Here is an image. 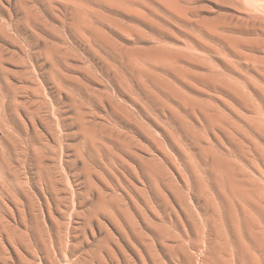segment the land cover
I'll list each match as a JSON object with an SVG mask.
<instances>
[{"label":"rangeland","instance_id":"obj_1","mask_svg":"<svg viewBox=\"0 0 264 264\" xmlns=\"http://www.w3.org/2000/svg\"><path fill=\"white\" fill-rule=\"evenodd\" d=\"M0 86L16 92L0 105L25 106L0 174L28 178L34 202L2 220L0 264H153L123 215H168L192 245L187 215L264 205V0H0ZM149 243L160 264L184 263L161 246L181 242Z\"/></svg>","mask_w":264,"mask_h":264},{"label":"bare ground","instance_id":"obj_2","mask_svg":"<svg viewBox=\"0 0 264 264\" xmlns=\"http://www.w3.org/2000/svg\"><path fill=\"white\" fill-rule=\"evenodd\" d=\"M123 1L125 2V0H123ZM82 6H80V7H82ZM170 6H171V4H170ZM82 8H81V10H82ZM79 10H80V8H79ZM81 12H84V11L82 10ZM76 13L78 14V10ZM78 16H80V14H78ZM78 16H77V18H78ZM82 18H84V17H82ZM84 21H85V19H84ZM80 22H83V20L81 21V19H80ZM89 28H91V27H89ZM159 53H161V52H159ZM176 71H178V70H176ZM4 87H6V88H4V89L0 88V98H1L0 100H2V97H6V96L8 97L9 94L13 96V93L15 92V91L14 92L9 91V89L13 90L12 87H11L12 89L9 86L8 87L4 86ZM3 92H5V94ZM6 94H8V95H6ZM15 94H16V92H15ZM15 94H14V98H12L13 100L15 99ZM1 95H3V96L1 97ZM10 95H9V98H10ZM3 100H5V99H3ZM6 101H10V100L6 99ZM10 102L11 103H8V104L5 102V104H7L6 106H3L2 104L0 105V151H2V156L0 157V159L2 160L4 165H7V164L3 160L10 161V160H12L11 158L13 156H12V153L10 154V150L8 149V146L4 145L2 143L1 139H4V140L9 142L10 138L11 139L14 138V136L12 135V131H13V133H15V131H14V129H12L13 127H11V125L12 126L14 125V128H15L16 125H15V123L13 124V122H16V121H14L13 118H14V116H17L19 118L20 117V110L21 109L24 110V108H25V106L22 104H17V103H14L12 101H10ZM40 107H43V106H40ZM28 109H26V110H28ZM29 111H31L30 113L32 114L33 111L30 109L26 112H29ZM37 113H38V111H37ZM40 113H38V114H40ZM22 116H21V118H22ZM25 116H26V114H25ZM25 116H23V117H25ZM39 117H40V115H39ZM21 118L20 119L16 118V119L21 120ZM23 124H24V121L22 118L21 125H23ZM25 124H26V122H25ZM26 126H27V124H26ZM16 134L17 133H15V135ZM11 136H13V137H11ZM16 136H18V135H16ZM16 136H15L14 140L16 139ZM19 136H21V135H19ZM37 137L39 138L38 135H37ZM34 138H35V136H34ZM28 139H29V137H28ZM31 140H33V139L31 138ZM15 141L18 142L20 140L16 139ZM16 142H13V143H15V145H16ZM30 143H32V142H30ZM40 144H42V143H40ZM20 145L22 146L20 148H23V143ZM16 146H18V145H16ZM29 150H30V148H29ZM41 151H43V150H41ZM26 152H27V150H26V147L24 146V148L21 149L19 155L21 157L22 156L25 157ZM43 153L40 152V155ZM43 155H42V158L38 156L37 157L38 160H37V158H36L37 154L36 155L33 154V156H35V158L39 164L42 163L41 159H44ZM31 160H32V158H31ZM36 160H35V162H37ZM220 161L221 160H219L218 163L216 161L214 162L215 164L217 163L219 165V168L221 165V164H219ZM35 162L32 164H35ZM38 163H37V166L39 165ZM223 164L224 163H222L221 166H223ZM8 165H7V169H9ZM2 166L3 165L0 166V169L5 168V166L4 167H2ZM39 166H41V165H39ZM145 167L150 168V166H147V165ZM37 168H39V167H37ZM222 170H223V168H222ZM2 172H3V170H2ZM40 172H41L40 175H42V177H41L42 181L44 183V166H42L40 168ZM224 172H226L225 169H224ZM230 174H232V176L226 177L227 179L226 180L224 179L225 181H223V179L221 178L222 181L225 182V185L228 188V190L230 191V193L233 195H237L239 197H242V198H249L250 194H252L253 191H250L249 189H247L244 186V184H242L240 182L239 179L237 180L235 178V175L232 172ZM230 174L227 172V175H230ZM224 176H223V178H225ZM11 178H12V176H11ZM29 182L30 181H28V178L16 177V178L9 179V178H7L5 172L2 173V175L0 174V225H2V220L6 218L7 213L13 214L14 210H21V209L26 208V207L32 209L34 207V202H33L32 194H31L32 188H31V184ZM41 194L40 195L43 198L44 192H42ZM257 198H259V197L257 196ZM258 202L261 203V201H259V200H258ZM260 203H259V205L256 204V202L254 203L255 204L254 209L257 212V214H255V215L253 212L236 213L234 211H231L230 208H228L227 212L222 213V214H214L212 217L199 216L200 219L196 215H192V214L187 215L188 219H190L192 221L191 229H193V234L191 235L190 239H187V238H185V239L188 240L189 242H191L192 245L188 244L186 241L182 242V238L180 236L171 235L170 227H174V228L178 229V227H181V225H173L171 217L168 215L161 216V215L156 214L153 216L142 217L140 225L136 224V221L134 220V218L128 217L127 215H123V221L125 223L126 232L133 235V236L135 235L137 237V239L140 240L146 256L149 258V260L153 264H160V263L158 261L159 260L158 256L153 252L154 247L149 243V240H151V239L161 240L163 238H166V236L170 237L173 242H176V243L181 242L176 247L177 250H169L167 248L170 246L166 245L165 243H161V246H164V248L166 249L168 256H170L172 258L173 252L179 251V253H181V255L183 256V259H184L183 264H196V263H193V259H194L193 254H190L189 250L192 247L194 249H197L195 247H199L200 245H202L206 242L204 239L205 237L204 236H203V238L201 237V232L203 233L204 231L206 233L205 235H206V239H207V243H208V246H207L208 248L206 249L207 252L206 253L204 252V255L202 254L203 252L201 253L202 256H201V259L199 260L198 264H264V209H262L264 205H261L262 203L261 204ZM198 219L203 221L201 223V226L196 224ZM168 224H170V225H168ZM206 228L208 230H206ZM34 236H35L36 241L42 240V242H43V239H42L43 232L41 230H39L37 233L35 232ZM213 236H215V238L220 241L221 245L224 248L225 247L226 248L231 247L232 251L234 252L233 260L224 259V257H221V255H219L222 253L219 252L220 251L219 249H218L219 250L218 251L217 248L214 247L216 245H214V243H213L215 240V238ZM70 254L72 255V257L70 255H67L66 258L64 259V261H67V263H69V264H90V261L87 262V261L81 260L79 257L75 256L73 253H70ZM0 259H1V257H0ZM69 259H71V260L69 261ZM95 263H96V261L91 262V264H95Z\"/></svg>","mask_w":264,"mask_h":264}]
</instances>
